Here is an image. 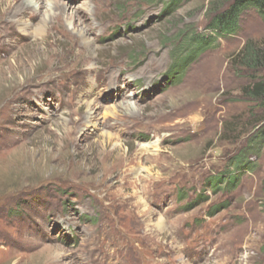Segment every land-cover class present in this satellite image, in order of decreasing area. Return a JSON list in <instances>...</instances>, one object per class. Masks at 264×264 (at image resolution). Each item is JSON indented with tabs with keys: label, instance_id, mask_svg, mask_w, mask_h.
<instances>
[{
	"label": "rangeland",
	"instance_id": "rangeland-1",
	"mask_svg": "<svg viewBox=\"0 0 264 264\" xmlns=\"http://www.w3.org/2000/svg\"><path fill=\"white\" fill-rule=\"evenodd\" d=\"M26 1L0 0V264H264V147L235 162L260 12L216 35L232 0Z\"/></svg>",
	"mask_w": 264,
	"mask_h": 264
},
{
	"label": "trees",
	"instance_id": "trees-1",
	"mask_svg": "<svg viewBox=\"0 0 264 264\" xmlns=\"http://www.w3.org/2000/svg\"><path fill=\"white\" fill-rule=\"evenodd\" d=\"M250 8H256L264 19V0H232L225 10L216 11V14L210 20L209 28L216 35L233 34L240 28L242 15ZM209 40L210 36H199L198 39L194 38L193 41L188 40L189 44L187 47L190 46L191 48L188 49L184 55L181 54V57L186 58L187 56L194 55L197 49L201 51L203 46L205 47L209 44ZM246 50L247 54H241H246L243 55L245 57L244 62L250 64L255 69L264 66V50L255 49L253 47L249 48V46L246 47ZM248 94L252 98L261 100V104L264 108V77L254 82L253 85L248 88ZM255 147L259 150L264 147V119L262 123L257 126L256 131L250 136L247 147L237 155L235 162L238 167L246 164L248 165L249 161L246 160V157L252 153Z\"/></svg>",
	"mask_w": 264,
	"mask_h": 264
},
{
	"label": "bare ground",
	"instance_id": "bare-ground-1",
	"mask_svg": "<svg viewBox=\"0 0 264 264\" xmlns=\"http://www.w3.org/2000/svg\"><path fill=\"white\" fill-rule=\"evenodd\" d=\"M31 2H33V0H28V1H26L25 3H24V5H30L29 3H31ZM82 33V32H81ZM213 71V70H212ZM217 71V70H216ZM210 73V72H209ZM216 73V72H215ZM215 73H214V75H215ZM211 75V74H210ZM208 76H209V74H208ZM216 77V76H215ZM91 114V113H90ZM216 251V250H215ZM215 253V252H214ZM217 264V263H216ZM219 264V263H218Z\"/></svg>",
	"mask_w": 264,
	"mask_h": 264
}]
</instances>
